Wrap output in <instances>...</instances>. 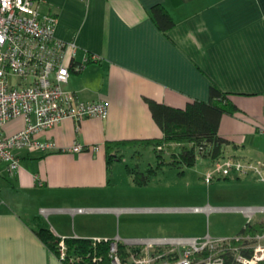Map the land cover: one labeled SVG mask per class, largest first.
Segmentation results:
<instances>
[{"label": "crops", "instance_id": "obj_1", "mask_svg": "<svg viewBox=\"0 0 264 264\" xmlns=\"http://www.w3.org/2000/svg\"><path fill=\"white\" fill-rule=\"evenodd\" d=\"M37 1L43 12L57 17L56 36L78 43L76 61L86 62L81 72L72 73L67 89L83 100H103L109 115L80 124L67 118L40 135L55 143L53 149L19 150L21 168L13 172L2 163L0 264H65L40 238V227L65 238L113 239L128 248L146 249L173 239L109 236L95 221L100 215L121 217L125 208L100 204L129 197L139 186L133 172L156 168L159 153L169 161L161 151L180 145H160L156 152L143 143L164 136L149 100L184 108L191 101H209L211 86H218L237 107L222 117L219 133L228 143L220 157L264 162V0ZM156 4L164 5L175 21L168 31L152 17ZM25 125L19 117L7 123L5 132ZM75 143L86 149L71 151ZM108 143H115L112 154L120 159L110 162ZM96 144L99 149L87 148ZM151 149L156 152L155 166L150 163L144 169L142 160ZM208 159L202 176L213 162ZM178 168L185 175L191 167ZM248 177L264 185L253 173L214 182H244ZM200 208L242 212L244 227L264 222L262 206Z\"/></svg>", "mask_w": 264, "mask_h": 264}, {"label": "built area", "instance_id": "obj_2", "mask_svg": "<svg viewBox=\"0 0 264 264\" xmlns=\"http://www.w3.org/2000/svg\"><path fill=\"white\" fill-rule=\"evenodd\" d=\"M56 25L57 17L41 11L37 0H0V170L2 163L12 172L21 168L19 150L47 152L53 149L55 143L41 139L40 135L65 119L72 118L80 124L89 117L109 115L108 105L103 100H83L67 89L72 73L81 72L86 62L76 61L78 43L58 38ZM19 117L25 119V127L7 134V123ZM99 147L96 144L87 148ZM85 149L81 143L70 148L73 152ZM248 173L264 181V162L217 157L213 158L205 179L211 182ZM176 242L189 247L179 252L173 250L171 258L159 254L157 264H218L223 261V258L198 259V254L207 248L206 242L200 244L196 238ZM59 247L60 258L65 260L68 257L65 237H61ZM111 256L113 264H156L135 255H132L133 260H123L117 242L111 246ZM237 260L242 264H264V246L254 249L250 257L239 252Z\"/></svg>", "mask_w": 264, "mask_h": 264}, {"label": "rangeland", "instance_id": "obj_3", "mask_svg": "<svg viewBox=\"0 0 264 264\" xmlns=\"http://www.w3.org/2000/svg\"><path fill=\"white\" fill-rule=\"evenodd\" d=\"M174 150L177 149L168 148L161 152L167 154V160L171 162ZM156 152L152 149L146 152L142 160L144 169L150 163L155 166ZM208 162V157H198L197 164L186 169L185 175H180V168L176 166L163 165L150 175L147 184L134 187L126 199L102 202L100 205H117L125 210L119 218L100 215L95 219L98 228L103 231L102 234L109 236L118 234L130 238L172 237L173 239L162 240L168 243L161 246L155 245L146 249L132 247L134 250H130L126 257V260H133L132 255H135L136 258L151 259L156 264L159 254H166L171 258L173 250L179 252L189 247L188 244L177 245L174 237H202L199 242L208 243L205 250L208 254H198L197 257L199 260L208 261L221 260L225 249H231L238 254L242 247L256 249L264 246V230L255 235L239 233L245 223V214L242 212L218 209L202 211V208L200 211L180 210L205 206L264 207L263 183L253 177L244 178V182L237 178L208 182L202 176ZM253 193L259 194L261 198H257L259 195L253 198ZM225 235L231 237L222 238Z\"/></svg>", "mask_w": 264, "mask_h": 264}, {"label": "trees", "instance_id": "obj_4", "mask_svg": "<svg viewBox=\"0 0 264 264\" xmlns=\"http://www.w3.org/2000/svg\"><path fill=\"white\" fill-rule=\"evenodd\" d=\"M152 17L163 31H168L175 24L168 9L161 4L153 6ZM149 102L153 117L162 128L164 136L143 140V143L154 146L156 150L160 145L165 146L171 143H179L180 145L176 151H173L171 162L165 161L162 154L159 153L156 168H150L146 172H133L137 184H147L150 175L165 164L192 167L196 165L199 156L217 158L223 154L224 146L228 140L219 133L220 123L225 113L235 112L237 107L229 100L228 94L218 86H211L209 101H191L184 108L166 105L155 100H149ZM114 144L108 143L110 162L120 159L112 154ZM262 230H264V222L249 223L241 230L240 234L252 233L255 235ZM37 233L60 256L61 237L57 236L49 227H40ZM65 241L68 247V257L63 260L65 264H113V257L111 256V246L115 242L113 239L94 240L66 237ZM247 243L249 242L247 241ZM117 244L121 258L126 260L129 251L134 249L128 248L121 241H118ZM204 252L200 255L208 254V251ZM239 252L250 257L254 249L242 247ZM221 257L223 261L218 264H242L237 260V252L231 249H225Z\"/></svg>", "mask_w": 264, "mask_h": 264}, {"label": "bare ground", "instance_id": "obj_5", "mask_svg": "<svg viewBox=\"0 0 264 264\" xmlns=\"http://www.w3.org/2000/svg\"><path fill=\"white\" fill-rule=\"evenodd\" d=\"M40 4V3H39ZM41 9V8H40ZM42 11V10H41ZM59 150V149H58ZM195 210H197V211H200V207H197V208H194ZM163 242H165V241H163Z\"/></svg>", "mask_w": 264, "mask_h": 264}]
</instances>
